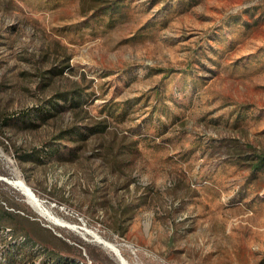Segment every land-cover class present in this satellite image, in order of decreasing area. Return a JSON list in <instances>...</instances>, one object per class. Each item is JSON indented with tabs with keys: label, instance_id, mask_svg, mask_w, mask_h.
Instances as JSON below:
<instances>
[{
	"label": "rangeland",
	"instance_id": "1",
	"mask_svg": "<svg viewBox=\"0 0 264 264\" xmlns=\"http://www.w3.org/2000/svg\"><path fill=\"white\" fill-rule=\"evenodd\" d=\"M256 153L264 0H0V255L264 264Z\"/></svg>",
	"mask_w": 264,
	"mask_h": 264
},
{
	"label": "trees",
	"instance_id": "2",
	"mask_svg": "<svg viewBox=\"0 0 264 264\" xmlns=\"http://www.w3.org/2000/svg\"><path fill=\"white\" fill-rule=\"evenodd\" d=\"M104 9H119L118 3H115L114 5H106L104 6ZM62 97L63 96H61V98ZM78 98H80V94L78 92H74L70 98V102L75 103ZM250 166L253 171L264 172V154H254L250 160ZM7 218L8 221L11 220L13 222L21 220L18 218L23 219L22 216L18 215V213L7 210L0 203V229ZM36 250V246H32V244L29 245L28 238L25 239V241H18L13 247H11V249L8 250V252L0 255V264H88L78 261L75 257L62 256L61 254L50 251H47L45 257L38 261L39 252L37 253Z\"/></svg>",
	"mask_w": 264,
	"mask_h": 264
},
{
	"label": "bare ground",
	"instance_id": "3",
	"mask_svg": "<svg viewBox=\"0 0 264 264\" xmlns=\"http://www.w3.org/2000/svg\"><path fill=\"white\" fill-rule=\"evenodd\" d=\"M13 183V182H12ZM15 185L17 187H19V189L23 190L28 196L31 197V199H33V201L38 202V205H40L39 201H38V198L37 196L33 193V191L30 189L29 185L24 181V180H19L15 183ZM45 210V209H44ZM44 212H47V211H44ZM49 212V211H48ZM45 214V213H44ZM48 216H50L49 218H51L55 224L59 225V226H63V227H66V225H64V223L58 219L57 217H54L52 216L51 212L50 213H47ZM46 216V214L44 215ZM51 220V221H52ZM68 227V226H67ZM90 234V233H89ZM98 241L103 244L104 246H106L109 250L111 249H115L116 251L120 249L113 243L111 242H108L107 240H104L100 237H98ZM121 253V251H120ZM122 256V254H121ZM123 257V256H122ZM123 264H129V262L123 257Z\"/></svg>",
	"mask_w": 264,
	"mask_h": 264
},
{
	"label": "built area",
	"instance_id": "4",
	"mask_svg": "<svg viewBox=\"0 0 264 264\" xmlns=\"http://www.w3.org/2000/svg\"><path fill=\"white\" fill-rule=\"evenodd\" d=\"M60 210H61L62 213L67 214V215L77 216V217L79 216L78 213H75L74 211H70L69 209H67L66 206H61Z\"/></svg>",
	"mask_w": 264,
	"mask_h": 264
},
{
	"label": "water",
	"instance_id": "5",
	"mask_svg": "<svg viewBox=\"0 0 264 264\" xmlns=\"http://www.w3.org/2000/svg\"><path fill=\"white\" fill-rule=\"evenodd\" d=\"M30 189H31V187H30ZM111 251L119 258L121 264H123V257L121 256L120 251L119 250L116 251L115 249H111Z\"/></svg>",
	"mask_w": 264,
	"mask_h": 264
}]
</instances>
